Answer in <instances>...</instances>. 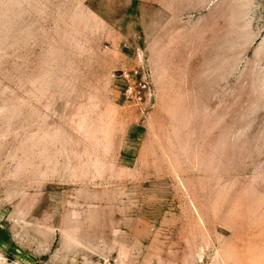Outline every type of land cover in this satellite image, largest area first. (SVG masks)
<instances>
[{"label":"rangeland","instance_id":"1","mask_svg":"<svg viewBox=\"0 0 264 264\" xmlns=\"http://www.w3.org/2000/svg\"><path fill=\"white\" fill-rule=\"evenodd\" d=\"M0 264H264V0H0Z\"/></svg>","mask_w":264,"mask_h":264}]
</instances>
